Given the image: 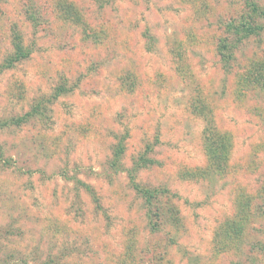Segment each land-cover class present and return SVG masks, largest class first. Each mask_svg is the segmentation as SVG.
<instances>
[{"label":"rangeland","instance_id":"374dc122","mask_svg":"<svg viewBox=\"0 0 264 264\" xmlns=\"http://www.w3.org/2000/svg\"><path fill=\"white\" fill-rule=\"evenodd\" d=\"M0 264H264V0H0Z\"/></svg>","mask_w":264,"mask_h":264},{"label":"trees","instance_id":"16d2710c","mask_svg":"<svg viewBox=\"0 0 264 264\" xmlns=\"http://www.w3.org/2000/svg\"><path fill=\"white\" fill-rule=\"evenodd\" d=\"M16 52L12 58L8 60V66H13V64L18 63L29 56V51H26L24 47L22 46L21 41L18 40L16 41Z\"/></svg>","mask_w":264,"mask_h":264}]
</instances>
